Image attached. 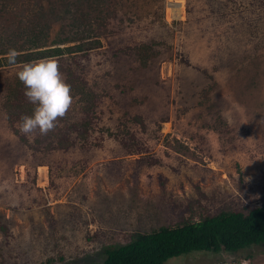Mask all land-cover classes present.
I'll return each mask as SVG.
<instances>
[{"label": "rangeland", "instance_id": "obj_1", "mask_svg": "<svg viewBox=\"0 0 264 264\" xmlns=\"http://www.w3.org/2000/svg\"><path fill=\"white\" fill-rule=\"evenodd\" d=\"M112 6L99 47L54 56L76 85L47 136L19 132L34 105L17 83L21 63L0 66V264H90L132 232L262 200L264 0ZM11 16L0 12L1 28ZM65 21L47 48L61 26L71 30ZM165 264H264V244Z\"/></svg>", "mask_w": 264, "mask_h": 264}, {"label": "trees", "instance_id": "obj_2", "mask_svg": "<svg viewBox=\"0 0 264 264\" xmlns=\"http://www.w3.org/2000/svg\"><path fill=\"white\" fill-rule=\"evenodd\" d=\"M44 1L0 0V12L11 11L12 15L8 28L0 27V30H5L4 36L0 31V66L8 64L5 54L11 48L21 53L17 58V63L21 64L97 48L101 44V36L106 34V20L116 12L112 6L114 0H59V5L56 1L46 0V4ZM93 10L96 13L91 16ZM23 17L28 19V25L24 24ZM66 19L65 26H70L71 30L65 34L61 26L52 39V47L47 48L45 45L52 25ZM12 28L17 32L6 31ZM24 34V40L18 43L17 39ZM151 51L150 46L142 45L139 51L142 65L148 64ZM66 71L72 78L73 71L68 68ZM17 83H21L19 79ZM83 95L84 99H93L91 94ZM67 144L59 142L57 146L65 147ZM263 244L264 195L254 206L223 208L216 213H202L197 218L182 217L174 225L132 232L129 241L104 246L103 259L90 264H165L169 259L189 254L236 253Z\"/></svg>", "mask_w": 264, "mask_h": 264}, {"label": "clouds", "instance_id": "obj_3", "mask_svg": "<svg viewBox=\"0 0 264 264\" xmlns=\"http://www.w3.org/2000/svg\"><path fill=\"white\" fill-rule=\"evenodd\" d=\"M20 55L17 49L11 48L5 59L9 65H17ZM16 75L24 85V95L34 105L31 115L21 116L17 124L19 132L30 140L36 134L47 136L59 126L58 121L66 117L74 103L71 85L65 81L59 61L44 57L23 62Z\"/></svg>", "mask_w": 264, "mask_h": 264}]
</instances>
